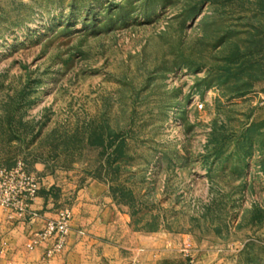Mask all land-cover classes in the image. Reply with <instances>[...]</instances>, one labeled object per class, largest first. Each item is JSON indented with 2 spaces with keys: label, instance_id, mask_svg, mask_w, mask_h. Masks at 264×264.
Wrapping results in <instances>:
<instances>
[{
  "label": "rangeland",
  "instance_id": "374dc122",
  "mask_svg": "<svg viewBox=\"0 0 264 264\" xmlns=\"http://www.w3.org/2000/svg\"><path fill=\"white\" fill-rule=\"evenodd\" d=\"M17 161L105 183L128 246L264 264V0H0V169Z\"/></svg>",
  "mask_w": 264,
  "mask_h": 264
},
{
  "label": "crops",
  "instance_id": "0c3cea01",
  "mask_svg": "<svg viewBox=\"0 0 264 264\" xmlns=\"http://www.w3.org/2000/svg\"><path fill=\"white\" fill-rule=\"evenodd\" d=\"M31 170L41 180L33 202V209L40 217L29 225L9 220L0 209V264H163L170 260H177L176 264L187 263L185 258L172 257L170 253L163 256V252L171 250H160L157 242L152 241L161 237L158 233L140 236L141 240H151L149 249L143 245L128 246L124 218L105 183L92 179L85 185L71 186L61 180L57 171H47L40 164ZM66 197L72 217L64 249L46 257L52 244L50 240L29 249V239L44 227L46 218H55Z\"/></svg>",
  "mask_w": 264,
  "mask_h": 264
},
{
  "label": "built area",
  "instance_id": "2783aa9c",
  "mask_svg": "<svg viewBox=\"0 0 264 264\" xmlns=\"http://www.w3.org/2000/svg\"><path fill=\"white\" fill-rule=\"evenodd\" d=\"M39 178L27 170L24 162L17 161L9 168L0 169V209L12 221L32 224L40 217V213L33 209V202L40 190ZM72 210L63 207L57 210L55 218H46L44 227L36 232L27 244L29 249H34L42 242L52 241L45 256L51 257L60 252L66 244L69 222ZM185 257L189 258V250H183ZM192 264V260H188Z\"/></svg>",
  "mask_w": 264,
  "mask_h": 264
},
{
  "label": "trees",
  "instance_id": "16d2710c",
  "mask_svg": "<svg viewBox=\"0 0 264 264\" xmlns=\"http://www.w3.org/2000/svg\"><path fill=\"white\" fill-rule=\"evenodd\" d=\"M39 121H36V123H38ZM22 124V123H21ZM97 137V140H95V142H98L99 141V139L102 137V133L99 135V136H95V138ZM99 137V138H98ZM100 146H102V145H104L103 144V142L102 141H99V143H98ZM126 147V139L125 138H123V139H121V140H118L117 142H116V146H115V149L114 150H116L117 152H119V153H123V150H124V148ZM15 164V163H14ZM13 164V165H14ZM12 165V166H13ZM9 167H11V166H8V167H5V168H9Z\"/></svg>",
  "mask_w": 264,
  "mask_h": 264
}]
</instances>
